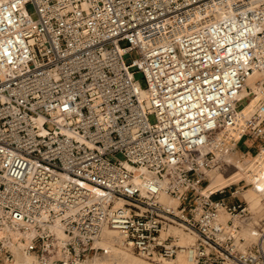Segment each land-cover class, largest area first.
I'll use <instances>...</instances> for the list:
<instances>
[{
    "label": "built area",
    "instance_id": "1",
    "mask_svg": "<svg viewBox=\"0 0 264 264\" xmlns=\"http://www.w3.org/2000/svg\"><path fill=\"white\" fill-rule=\"evenodd\" d=\"M242 138L264 145V0H0V264H86L104 229L157 263L264 264L247 184L208 189Z\"/></svg>",
    "mask_w": 264,
    "mask_h": 264
},
{
    "label": "rangeland",
    "instance_id": "2",
    "mask_svg": "<svg viewBox=\"0 0 264 264\" xmlns=\"http://www.w3.org/2000/svg\"><path fill=\"white\" fill-rule=\"evenodd\" d=\"M27 10L33 18L36 17L34 7L31 4L27 5ZM126 45H127L126 41L121 42V46L124 47ZM123 58H124L125 63H127V64L130 63L132 59L137 58L136 51L132 50L130 52H127ZM135 78L140 82V85L142 88H144L146 86L143 74L141 72H137L135 74ZM260 95L261 94H258L257 98H255V100L250 101L253 104V105L251 104L252 107H254L257 104V102L259 101ZM244 102L245 101H243L242 104H244ZM149 120H150V122L153 123L155 121V116L150 115ZM225 130H222L219 133V135L228 137L225 134L226 132H224ZM244 144H245V142L242 140L241 143H239L240 147H238V149L236 151H234L233 153L230 151H225V152L220 153V151H219V152H217V154H218L219 158L222 160V162L225 164V168L222 169L224 175L227 176L229 174H232L230 177L229 183H233V181L241 179V181H243L241 183V185L243 183L247 184L245 186L244 190L241 191V196L244 199V200L242 199V201L244 204L246 203L247 210L244 214L242 213V216H239L238 218H236L235 223H237L239 225L238 230L240 231V235H242L245 238V241L247 243H251L257 238V232H258L259 228L264 225V195L255 199L253 202H248L246 199V196L252 190V187H253V184L251 183V177L255 176L256 174H258L264 170V145L261 147V149H260V146L257 145L253 150H251V156L250 157L246 156L245 158H242L243 152L241 151V148H244V146H245ZM228 152H229V154H228ZM260 152H261L260 156H262V162H259V163L254 162L253 164H250V166H247L248 163L250 161H252ZM240 159H241L240 163L243 164L242 166L244 167V169L241 171L237 170V172L236 171L232 172L233 167L231 164L234 163L235 160L240 161ZM213 173L214 172H212L211 175H213ZM112 235H113V233H111V236ZM127 252L131 255L132 258H134L137 261L144 263V264H178L179 260H181V261L187 260L186 259L187 256L185 254H182V256H178L179 258L175 257L173 259H169L167 261L157 263V262H153V261L141 258V257L137 256L136 254L130 252V251H127ZM95 256H97V258H100L103 261L107 260L106 259L107 253H106L105 249H103V248ZM91 262L92 261H90L89 263L91 264ZM185 264H192V263L190 261H188Z\"/></svg>",
    "mask_w": 264,
    "mask_h": 264
},
{
    "label": "bare ground",
    "instance_id": "3",
    "mask_svg": "<svg viewBox=\"0 0 264 264\" xmlns=\"http://www.w3.org/2000/svg\"><path fill=\"white\" fill-rule=\"evenodd\" d=\"M254 1H260V0H254ZM253 80H254V77L249 78L247 80V84L245 85V87L243 88V91L241 92L242 97H249L251 95V97H249L247 100H245V103H250L251 100H255V98H257L258 94H261L259 86L254 84ZM240 112H241V110H239L237 115H239ZM228 154H229V152H228ZM240 162H241V159H240V161L235 160V162L231 164L233 167L232 172H235V171L237 172V170L241 171L244 169V167L242 166L243 164H241ZM214 171H221V169L215 168ZM210 181H211V178H210ZM251 183L253 184L252 190L246 196V199L248 202H253L255 199L264 195V170L261 171L260 173L256 174L255 176L251 177ZM215 190H217V189H215ZM215 190H211V191H215ZM162 200L167 201V202L171 201L164 194L162 195ZM111 233H113L114 236L113 235L111 236ZM180 236H181V239L184 243H190L194 239V237L192 235H189V234L180 233ZM94 244L96 246H100L101 248L105 249V251L107 253V257H106L107 260L103 261L100 258H97V256H95V255H97L99 253L98 252V253L94 254L91 258H88L87 260H85L86 264H90L89 263L90 261H92L91 264H144V263H141V262L137 261L136 259L132 258L131 255L126 250L121 248V246L118 243L117 234L113 230L104 229L102 231L100 237L94 240ZM178 256H182V254H178L176 257H178ZM18 259L24 260L26 258H24L23 256H19ZM186 259H187L186 261L185 260L184 261L179 260L178 264H185L188 261H190L187 257H186Z\"/></svg>",
    "mask_w": 264,
    "mask_h": 264
},
{
    "label": "crops",
    "instance_id": "4",
    "mask_svg": "<svg viewBox=\"0 0 264 264\" xmlns=\"http://www.w3.org/2000/svg\"><path fill=\"white\" fill-rule=\"evenodd\" d=\"M252 103H245L240 107L239 110H241V112L239 113V115H237V122L236 125L233 127H229L227 128L224 132H226L225 134L229 137V138H233L235 140H237L240 136V133L243 129L244 126V116L247 115L250 111L253 110V107L251 105ZM245 142V146L244 148H241V151L245 152L248 151L251 153V150H253L258 144L259 142L255 139L252 138H246V139H241V141ZM240 141V143H241ZM261 152L252 160L248 163L247 166H250V164H253L254 162L259 163L262 162V156H260ZM213 173V175H211ZM209 177L211 178V181L209 183L208 189L211 190H215V189H220L226 185H229V180L232 174L229 175H224L223 171H214V169H212L211 171L208 172ZM237 182L236 181H233Z\"/></svg>",
    "mask_w": 264,
    "mask_h": 264
}]
</instances>
